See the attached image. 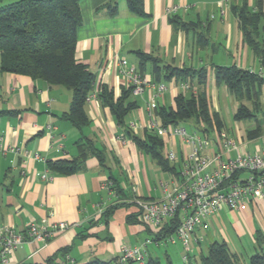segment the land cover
Wrapping results in <instances>:
<instances>
[{
	"label": "crops",
	"instance_id": "0c3cea01",
	"mask_svg": "<svg viewBox=\"0 0 264 264\" xmlns=\"http://www.w3.org/2000/svg\"><path fill=\"white\" fill-rule=\"evenodd\" d=\"M13 1L16 0H0V6ZM244 1L256 8L257 0H144L146 14L139 15L129 9L126 0H80L82 23L78 27L76 59L85 63L96 76L90 94H98L104 85L118 98L128 87L127 78L118 72V60L126 58L138 67L137 52L141 51L159 58L162 64L208 70L205 86L193 81L188 90L175 79L162 80L167 88L158 97L157 105H174L180 91L204 89L211 109L212 101L218 109L219 91L232 94L226 85L216 83L215 65H236L264 77V65L244 40L232 11L233 4ZM113 4L118 7L115 15L109 11V5ZM174 6H178L176 14L180 20L196 23L195 29L172 23L168 9ZM261 26L264 40V18ZM197 33L205 38L199 40ZM152 67V62L148 61L145 75L151 80ZM153 91L131 94L130 100L137 101L138 107L124 117L122 124L109 106L98 96L93 97L85 106L89 123L78 128L62 118L72 99L69 88L3 71L0 52V111H5L0 115V225L25 231L31 222L66 221L70 224L46 245L40 241L22 243L10 256V264H45L54 256H57L56 263L61 264L66 254L76 264L94 258L118 263L123 246L140 244L165 232L164 227L172 218L166 219L160 227L149 224L141 220L135 200L162 198L160 182H177L188 149L172 134L163 136L165 157L167 146L177 154L175 161L169 160L174 169L164 170L124 130L125 125L136 122L132 133L144 136L149 120L147 102ZM221 131L234 138L225 127ZM212 133L217 139L219 131ZM238 141L245 143L241 137ZM80 142L91 144L80 169L61 174L48 168L49 160L74 159L79 154ZM11 146L21 148V152L11 151ZM94 150L104 153L103 162ZM214 151L215 146L208 149L211 154ZM43 174L50 179L44 180ZM112 185H117L123 193L117 194ZM119 199L122 200L118 202ZM116 204L120 205L106 218L98 210V206L106 209ZM258 233L262 241H258ZM198 236L203 240H196ZM164 241L168 244L162 254L160 246ZM215 241L226 242L238 264H248L251 255L264 252V198L253 200L238 210L224 207L211 214L206 225L199 226L193 233L189 262H199ZM148 250V259L163 263L162 258H165L173 264L184 263L185 250L177 237L174 241L165 238L159 243L154 241Z\"/></svg>",
	"mask_w": 264,
	"mask_h": 264
},
{
	"label": "trees",
	"instance_id": "16d2710c",
	"mask_svg": "<svg viewBox=\"0 0 264 264\" xmlns=\"http://www.w3.org/2000/svg\"><path fill=\"white\" fill-rule=\"evenodd\" d=\"M129 9L139 15L146 14L144 0H126ZM111 15L118 12L117 4L109 5ZM232 11L238 19L244 40L252 49L256 57L264 65V40L261 38V22L264 18L263 0H257L256 8H251L247 1L232 5ZM176 26L195 29L196 23L183 22L176 13L170 15ZM82 23L80 0H16L0 6V52L1 69L6 72L28 75L33 79H42L49 84L63 85L72 92V99L68 111L62 118L69 120L78 128L89 123L86 113L87 97L94 89L96 76L85 63L76 59L78 27ZM264 29V26H263ZM197 38H205L197 33ZM140 62L138 70L145 74L146 64L151 61L152 76L155 82H170L175 79L178 83L195 81L199 86H205L208 70L205 67L193 69L160 63V59L150 54L138 51ZM215 81L218 85H226L229 92L239 101H248L250 104L240 103L234 113L236 121L255 119V127L246 131L248 139H254L264 134V107L261 103V94L264 87V77L259 73L238 67L236 65H215ZM188 90V88H184ZM132 91L127 87L118 98L107 86L99 88L97 96L109 106L118 121L124 123V117L138 107V102L130 100ZM162 124L193 125L205 136L214 130L221 132L225 122L216 110H212L207 93L204 89L194 92L180 91L174 98V105H158L155 109ZM5 111H0V115ZM257 114H261L257 118ZM125 125V124H124ZM125 134L131 137L135 144L150 154L164 170H172L168 157L163 150L165 141L155 132L145 129L144 136H137L132 129L125 125ZM79 154L72 160L56 159L47 162L48 168L61 174H69L81 168L83 161L89 154V142L78 144ZM101 162L104 153L93 151ZM117 194L123 193L117 185H112ZM120 204L110 206L103 212L106 218L109 212ZM179 217H175L164 227V234L171 235L177 230ZM258 241L263 237L258 233ZM67 252L66 250L64 253ZM57 256L51 257L45 264H57ZM30 264V263H24ZM84 264H118L94 258ZM133 264V263H132ZM146 264H173L168 261L161 263L155 258H149ZM183 264H238L226 242H213L199 262H184ZM248 264H264V252H256L248 260Z\"/></svg>",
	"mask_w": 264,
	"mask_h": 264
},
{
	"label": "built area",
	"instance_id": "2783aa9c",
	"mask_svg": "<svg viewBox=\"0 0 264 264\" xmlns=\"http://www.w3.org/2000/svg\"><path fill=\"white\" fill-rule=\"evenodd\" d=\"M177 10L178 6H174L168 9V13L174 14ZM221 13L224 14V10H221ZM117 68L118 72L127 78L132 94L143 95L148 89L154 90L147 102L149 120L145 128L161 137L172 134L188 149L177 182H160L163 197L136 199L135 203L139 206L141 220L156 227H160L168 218L179 217L175 235L185 250L183 261L189 262L193 233L199 226L206 225V220L211 214L224 207L238 210L253 200L264 198V147L243 153L242 148L247 145L228 136L225 131L219 132L217 139L213 140L198 130L190 131L182 124L163 125L155 109L158 106V97L167 88L166 83L151 80L126 58L118 60ZM181 86L189 88V83H182ZM96 96L97 92L89 94L87 100ZM136 126V122H131L129 128L133 129ZM218 143L219 148L216 149ZM213 144L215 151L211 154L208 149ZM10 150L15 153L21 152V148L17 146H11ZM35 157L38 158V155ZM167 157L170 161H175L177 154L170 149ZM42 178L49 180L50 176L43 174ZM98 210L101 213L105 211L100 206ZM69 226L66 221L31 222L25 231H17L12 227L0 225V264H10V256L22 243L40 241L46 245L53 236L65 231ZM155 236L147 238L140 244L123 246L118 264L129 262L146 264L151 243L162 242L164 238L168 241L175 240L174 236L163 232ZM195 238L198 241L203 240V237ZM61 264L76 263L66 254Z\"/></svg>",
	"mask_w": 264,
	"mask_h": 264
},
{
	"label": "rangeland",
	"instance_id": "374dc122",
	"mask_svg": "<svg viewBox=\"0 0 264 264\" xmlns=\"http://www.w3.org/2000/svg\"><path fill=\"white\" fill-rule=\"evenodd\" d=\"M189 92V91H187ZM261 101L263 103V107H264V95L261 96ZM216 102H217V107L214 104V101H212L213 106L212 109H216L220 112L224 122H225V130L231 135L233 136L235 139H239V137H241L245 143H247V147H243L242 151L243 153L245 152H253L256 150L257 147H264V135L253 139V140H249L246 136V131L248 128H252L255 125V119H247V120H240V121H236L234 119V113L237 109V107L239 106L240 103H245L247 105H249L250 103L248 101H239L237 100L234 96L230 95L229 93H227V95L221 90L219 91V93L217 94V98H216ZM261 114H257V118H260ZM186 127L192 131V130H197L196 127H194L193 125L187 124ZM215 133V132H214ZM212 133L209 135V137L211 139H215V134ZM203 135V133H201ZM213 146V145H212ZM215 146V145H214ZM169 146H167L165 148V151L168 152ZM174 237H176L175 234H172ZM164 244H162L161 247V253L163 254V252L165 251V249H167V243H165V241L163 242ZM163 256V255H162ZM163 259V263H166L167 261L165 260V258Z\"/></svg>",
	"mask_w": 264,
	"mask_h": 264
}]
</instances>
